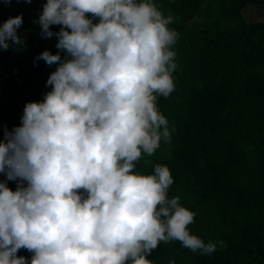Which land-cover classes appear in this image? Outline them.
Here are the masks:
<instances>
[{"label": "clouds", "instance_id": "1", "mask_svg": "<svg viewBox=\"0 0 264 264\" xmlns=\"http://www.w3.org/2000/svg\"><path fill=\"white\" fill-rule=\"evenodd\" d=\"M43 1L42 36L58 53L37 59L58 67L52 90L26 103L22 126L0 141V173L21 182L16 191L0 182V264H153L161 242L202 255L227 247L191 234L196 213L169 198V165L136 171L175 131L157 101L175 91L180 34L157 2L177 0ZM251 7L263 6L246 4L242 17ZM22 23L0 20V49L25 47Z\"/></svg>", "mask_w": 264, "mask_h": 264}, {"label": "trees", "instance_id": "2", "mask_svg": "<svg viewBox=\"0 0 264 264\" xmlns=\"http://www.w3.org/2000/svg\"><path fill=\"white\" fill-rule=\"evenodd\" d=\"M43 2L0 0V20L22 15L17 34L25 44L0 49V141L5 128L22 126L26 103L43 100L52 90L47 80L58 64L37 59L44 51L58 53L56 42L42 36ZM157 4L165 16L177 18L169 27L180 34L173 46L175 91L157 101L170 132L175 131L153 156H143L136 171L149 175L155 165H169L174 180L169 198L179 197L196 213L191 234L205 242L223 240L227 247L202 255L178 241L161 242L148 259L153 264H264V22L246 24L241 12L246 4L264 7V0ZM201 11V24L192 26ZM0 182L12 191L21 183L3 173ZM17 256L30 262L32 253L21 249Z\"/></svg>", "mask_w": 264, "mask_h": 264}, {"label": "rangeland", "instance_id": "3", "mask_svg": "<svg viewBox=\"0 0 264 264\" xmlns=\"http://www.w3.org/2000/svg\"><path fill=\"white\" fill-rule=\"evenodd\" d=\"M249 5H256V4H249ZM202 18H203V12L201 11L198 14V17L195 19L194 23L199 24ZM243 18L246 22L255 21V20H264V7H256V8L251 7L247 9L245 11Z\"/></svg>", "mask_w": 264, "mask_h": 264}]
</instances>
